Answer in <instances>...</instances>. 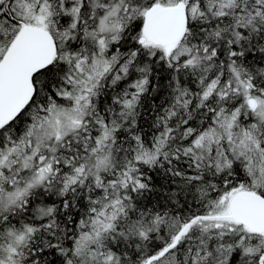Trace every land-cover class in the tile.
Segmentation results:
<instances>
[{
    "label": "snow or ice",
    "instance_id": "obj_1",
    "mask_svg": "<svg viewBox=\"0 0 264 264\" xmlns=\"http://www.w3.org/2000/svg\"><path fill=\"white\" fill-rule=\"evenodd\" d=\"M0 264H264V0H0Z\"/></svg>",
    "mask_w": 264,
    "mask_h": 264
}]
</instances>
